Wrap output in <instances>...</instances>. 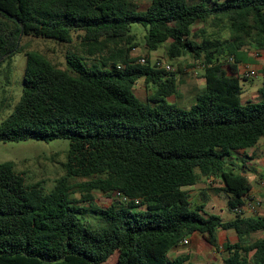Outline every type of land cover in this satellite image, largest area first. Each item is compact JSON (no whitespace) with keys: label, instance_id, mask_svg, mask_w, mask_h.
<instances>
[{"label":"trees","instance_id":"obj_1","mask_svg":"<svg viewBox=\"0 0 264 264\" xmlns=\"http://www.w3.org/2000/svg\"><path fill=\"white\" fill-rule=\"evenodd\" d=\"M211 1L152 0L137 11L130 0H0V69L11 72L25 37L69 45L76 35L82 49L67 55L68 70L26 52L23 93L0 143L67 140L70 149L49 192L0 164V264H106L115 254L118 264H192L169 254L194 235L219 253V231L239 238L224 246L223 264H264V217L238 212L252 184L227 170L233 152L264 139V101L242 103L238 70L245 48L264 51V0ZM207 24L218 37L193 31ZM135 25L149 52L166 46L169 60L203 66L206 88L189 108L168 101L180 94L175 74L133 58ZM141 80L155 89L146 102L134 91ZM201 179L223 181L233 220L191 202L187 189ZM76 180L82 202L72 197ZM93 192L140 205L102 208ZM255 234L263 238L248 242Z\"/></svg>","mask_w":264,"mask_h":264},{"label":"rangeland","instance_id":"obj_2","mask_svg":"<svg viewBox=\"0 0 264 264\" xmlns=\"http://www.w3.org/2000/svg\"><path fill=\"white\" fill-rule=\"evenodd\" d=\"M130 1L137 11H146L152 3V0ZM190 1L197 2L198 0ZM215 1L220 0H212L211 2ZM199 30H205L207 34H212L217 31L209 24L198 25L193 31L199 32ZM132 31L133 34H136L138 43V48L132 52V55H134L133 58H145L152 66L157 62L172 66V73L175 74L177 81L180 83V94L177 97L170 98L168 101L170 104H175L181 108H189L193 101L195 102L196 98L201 95V93L196 94L193 90V81L196 83V81L200 80L199 76L201 74L195 76V72L199 70L204 71L201 63L194 65L190 57H182L171 61L166 54V46H163L156 52H149L145 46L146 30L135 25ZM224 35L228 37L230 32L225 31ZM22 46L26 50H23L12 58L10 66L11 72L8 73L7 69L9 67L7 64L3 65L0 69V125L14 112L21 99L27 65V51H39L61 69L68 70L66 65L67 55H80L82 50L76 35H74V42L69 45L25 37L22 41ZM94 62V59H91L88 60L87 64L91 66ZM242 84L244 85V83ZM134 91L141 101L146 102L154 94L155 89L152 85L147 87L144 80H141L135 86ZM69 149L70 142L67 140H56L50 143L33 140L20 143H0V164L14 163L16 171L26 176L28 184L41 183L47 192H49L64 175L63 165L67 161ZM234 156L235 152L232 153V157ZM241 157H243L245 164L241 162ZM253 158L256 159L257 156ZM250 160L246 154H237L234 158L228 159L229 165L227 166V170L233 171L236 174H246L250 183L256 185L264 181V174L260 169H252L253 166L249 165ZM83 182L84 180L75 181L76 188L72 195L79 202L84 200L83 197L85 194L79 188V185ZM222 188L223 181L221 179H213L211 181L201 179L196 187L188 191L190 192L192 203L195 205L206 203L209 213L219 214L225 221H230L235 218V214L229 211L227 198L221 192ZM92 195L94 196L95 203L102 208H109L115 202L112 195L108 196L98 192H93ZM80 204L82 206H88L87 203ZM94 219V217H90V220ZM197 246L200 247L199 251L193 252V248L197 250ZM178 257H187L191 263H197L201 259L209 260L215 258V261L222 264V259L219 255L217 254L216 256L213 252L208 251L202 239L196 240L194 244L191 241L190 245L180 247L176 253L172 252L170 255L171 259H177ZM106 264H118V254H115Z\"/></svg>","mask_w":264,"mask_h":264},{"label":"crops","instance_id":"obj_3","mask_svg":"<svg viewBox=\"0 0 264 264\" xmlns=\"http://www.w3.org/2000/svg\"><path fill=\"white\" fill-rule=\"evenodd\" d=\"M208 35H210V36L217 35V37L219 36L217 32H214V33L208 34ZM220 36L224 39H230L231 38V34L228 37H226L224 35V33L221 34ZM132 56L134 57V55H132ZM241 60H242L241 63L238 65V70H239V75L242 78V82H241V86L243 89L242 103L243 104L261 103L264 101V78H262L260 76L262 70L264 69V51H257L253 48L247 47L242 51ZM199 74H200V76H199L200 80L196 81V83H195V81H193L194 82V86H193L194 89L193 90H194V92H196V94H198V93L202 94L206 88V82L203 78L204 71L202 72L201 70H199V71L195 72V76H198ZM249 74H251V76ZM242 83H244V85ZM193 103H194V101H193ZM240 153L246 154L248 156V158L251 159L250 160L251 162H249V165L253 166L252 169H254V170L260 169V171L264 174V139L259 143V145L256 148L249 149L246 151L236 152L235 156L237 154H240ZM254 156H257V158L256 159L253 158ZM234 157L231 156V158H234ZM241 158H242L241 159L242 161L241 160L240 161L243 164H245L243 157H241ZM242 175H244L248 178V176L246 174L243 173ZM263 184H264V181H261V182L257 183L256 185H254V184L252 185L251 194H250L249 198L246 199L245 205L242 208V214H244L246 217H264V185ZM194 187H196V186H194ZM194 187H192V188H194ZM192 188H189V189H192ZM189 189H187V190H189ZM255 201L260 202L262 204L261 208L256 209L255 206H254L255 209L249 208V207L247 208V204L249 202L253 203ZM216 215H219V214H216ZM217 237H218V244H219V250H220L219 253L215 252V250H213V248H211L205 242L203 237H201L200 235H194L193 237H191L189 239V245H190L191 241L194 244V242L196 240L202 239L204 241V244L207 247L208 251L213 252L214 255H216V256L218 254L219 257L222 259V264H223V261L228 256V253L225 251L224 246L228 243L229 244L238 243L239 238L236 235V233L232 232V231H230V232L219 231ZM262 238H263L262 234H255L250 239H248V242L260 240ZM192 246L195 247L194 245H192ZM179 249H180V247L176 250H173L172 252L176 253L177 250H179ZM199 249H200V247L197 246V250H195L193 248V252L199 251ZM171 253L169 254V258H170ZM171 260L173 261L175 259H171ZM192 264H219V262L215 261V258H212L209 260L201 259L199 262L192 263Z\"/></svg>","mask_w":264,"mask_h":264},{"label":"built area","instance_id":"obj_4","mask_svg":"<svg viewBox=\"0 0 264 264\" xmlns=\"http://www.w3.org/2000/svg\"><path fill=\"white\" fill-rule=\"evenodd\" d=\"M135 50V49H134ZM230 62L233 63V59H230ZM138 64L140 65H147V61L145 58H139L138 60ZM156 70H165L166 72H173V68L172 66L170 65H167L165 63H162V62H157L154 66H153ZM251 76V74H249ZM262 78H264V69L262 70L261 72V75H260ZM264 185V184H263ZM113 198L114 200H118L120 201L122 204H125V205H128L130 203H135L136 205H140V201L139 200H132L130 199L129 197L119 193V192H116L113 194ZM254 206L257 208H261L262 204L260 202H249L247 204V208H254ZM239 213H242V209L241 210H238ZM189 245V239L185 240L180 247H184V246H188Z\"/></svg>","mask_w":264,"mask_h":264}]
</instances>
